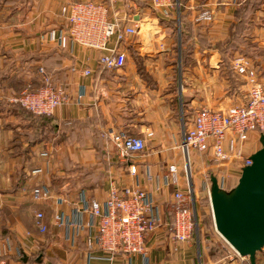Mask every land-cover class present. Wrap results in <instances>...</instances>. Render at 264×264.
<instances>
[{"label": "crops", "instance_id": "0c3cea01", "mask_svg": "<svg viewBox=\"0 0 264 264\" xmlns=\"http://www.w3.org/2000/svg\"><path fill=\"white\" fill-rule=\"evenodd\" d=\"M83 1L102 2L0 3V260L6 264H241L215 228L210 199L213 175L207 198L194 195L202 186L197 173L205 170L206 160L214 161L195 150L187 156L181 145L184 132L202 109L227 110L244 103L249 87L246 78L236 76V58L256 57L264 84V0H259L255 19L246 25L253 30L251 58L245 52L240 56L215 48L233 34L253 0H174L177 10L168 12L153 7L151 0H120L110 19L125 27L138 24L140 29L119 44L127 56L125 67L111 71L100 66L105 52L71 41L62 47L49 39L51 32H68L62 9ZM206 7L214 11V22L196 24V16ZM202 41L209 46L198 47ZM109 47H117L115 38ZM73 67L89 69L93 75L82 76ZM40 68L71 98V104L51 117L33 116L10 102L41 86ZM111 131L141 138L145 151L129 160L121 158L105 136ZM260 138L252 133L240 146L246 156L261 149ZM171 166L178 169V188L171 182ZM125 186L148 193L161 226L147 238L146 255L110 258L98 246L99 219L89 209L93 201L106 202L113 187ZM36 188L48 189L51 198L35 202ZM180 189L189 196L196 217L193 238L183 244L172 232L174 197ZM196 203L207 207L204 217L211 224V240L200 239ZM38 213L45 216V233L37 225ZM57 215L63 217V226L56 224ZM256 264H264V251Z\"/></svg>", "mask_w": 264, "mask_h": 264}, {"label": "built area", "instance_id": "2783aa9c", "mask_svg": "<svg viewBox=\"0 0 264 264\" xmlns=\"http://www.w3.org/2000/svg\"><path fill=\"white\" fill-rule=\"evenodd\" d=\"M3 0H0V3ZM120 0H102L100 3L83 1L72 3L62 9L68 23V32L57 34L51 32L49 39L66 47L69 41L87 49L105 52L100 58L103 70H120L127 62L126 53L120 50L121 44L128 37L138 34L139 26L135 24L125 27L118 19L111 20V11ZM153 7L168 12L177 8L174 0H151ZM180 10V5H178ZM198 21L211 23L214 14L203 12ZM116 39L117 47H109L110 40ZM233 68L235 72L246 78L249 87L244 103L234 105L227 110L202 109L197 113L191 128L184 132L182 151L188 156L191 150L201 155H209L219 165L233 164L240 168L252 165L251 156H246L242 147L250 140L252 133L264 135V84L258 76L253 63L246 57L236 58ZM72 71L89 77L93 72L89 69L73 67ZM41 86L35 90H25L19 96L10 99L11 104L37 115L51 117L55 111L71 104L69 93L64 87L56 86L49 74L39 69ZM82 97L80 96V99ZM150 136L152 134H149ZM123 159H132L146 149L141 138L127 136L124 133H105ZM242 145V147H240ZM132 174L136 167L131 166ZM171 182L178 188V169L171 166ZM51 198L46 188L33 190L35 202ZM175 222L172 228L174 239L183 244L193 238L196 228L194 211L189 208L190 199L183 191L175 194ZM155 207L146 191L130 187H113L106 202H91L90 213L99 219L97 225V243L100 249L110 258L117 255H146V240L160 226L161 220L155 216ZM44 214L36 215L37 225L43 233L47 231ZM56 224H65L62 216L55 217ZM239 256V255H238ZM240 257V256H239ZM241 264H250L242 258ZM0 264H6L0 260Z\"/></svg>", "mask_w": 264, "mask_h": 264}, {"label": "water", "instance_id": "95a60500", "mask_svg": "<svg viewBox=\"0 0 264 264\" xmlns=\"http://www.w3.org/2000/svg\"><path fill=\"white\" fill-rule=\"evenodd\" d=\"M261 149L251 156L252 165L242 169L230 191L211 177L210 199L215 228L224 241L250 264L264 251V135Z\"/></svg>", "mask_w": 264, "mask_h": 264}, {"label": "rangeland", "instance_id": "374dc122", "mask_svg": "<svg viewBox=\"0 0 264 264\" xmlns=\"http://www.w3.org/2000/svg\"><path fill=\"white\" fill-rule=\"evenodd\" d=\"M259 6H260L259 0H253L252 3L250 4V8L248 9L249 11L247 10L246 12L241 13L240 18L242 19V21L240 23V26L234 28V30H233L234 34H230L229 37L225 40V41H227L229 39L230 40L234 39V45L233 46L230 45V48L227 49L228 51L236 52L237 54H240V56L247 53L246 55L251 58V56L253 54L252 52H255V44L251 39V34H253V32H252L253 30H251L252 28L247 29L246 25H247L248 20L255 19L253 17L254 16V9L258 8ZM174 9H175V11L177 10V8H174ZM205 11L212 12L214 14V18H215L214 11H212L211 8L206 7V8H203V10L200 11L198 13V15L196 16V18H195L196 24H198V25L206 24L205 22L198 21L199 16ZM213 22H211V23H213ZM211 23H208V24H211ZM201 27H203V26H201ZM200 46L201 47H208L209 45L207 46V43L202 41V42L198 43V47H200ZM243 52H245V53H243ZM249 61L251 63H253L254 67L257 66L256 57H255V59L252 57L251 60L249 59ZM257 68H258V66H257ZM257 71H258V69H257ZM236 76L239 77V75L237 73H236ZM258 76H259V71H258ZM259 79H261V78H259ZM214 163H212L209 160H206L205 170L202 169L200 173L199 172L197 173V176L200 175V179L202 181V186H201L200 192H198V191L194 192V195L196 196L197 199H198V197H202V196L207 198L208 190H209L208 184H210V176H212V175L216 176L218 178L219 184L222 188L228 189L229 191L233 189L232 187H234L238 184L239 179L241 178L242 168H240L239 166H237V165H225V166H223V165H218V164H216V163L214 164ZM188 170H189L188 173L187 172L186 173L188 174V176H190V178L192 180V173L190 175V169L188 168ZM186 173L183 171L184 178L186 177ZM204 189H205V193H204ZM197 199H195V200L197 201ZM196 208H197V210H196L197 211L196 212L197 218H198L199 227H200L199 233H198L200 236V239L204 240L205 237L208 236V240H211V239H209V234L211 233V224H209V222H207V219H205V217H204L206 214L205 210H207V207H205V206L202 207L201 204L196 203Z\"/></svg>", "mask_w": 264, "mask_h": 264}, {"label": "trees", "instance_id": "16d2710c", "mask_svg": "<svg viewBox=\"0 0 264 264\" xmlns=\"http://www.w3.org/2000/svg\"><path fill=\"white\" fill-rule=\"evenodd\" d=\"M4 1V0H3ZM2 1V2H3ZM1 2V3H2ZM207 24V23H206ZM238 26H240V23H236V27H238ZM233 34H234V32H233ZM230 45H234V39H232V40H227V41H225V42H220V43H218L217 45H216V48L215 49H218L219 51H221V52H223V53H225V51H228L227 49H229L230 48ZM31 114V113H30ZM33 116H37V115H34V114H32ZM39 117H46V116H39Z\"/></svg>", "mask_w": 264, "mask_h": 264}]
</instances>
